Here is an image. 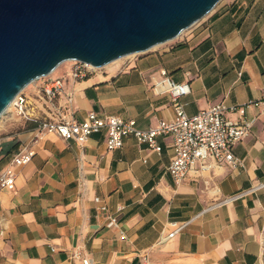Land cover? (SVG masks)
<instances>
[{
	"label": "crops",
	"instance_id": "0c3cea01",
	"mask_svg": "<svg viewBox=\"0 0 264 264\" xmlns=\"http://www.w3.org/2000/svg\"><path fill=\"white\" fill-rule=\"evenodd\" d=\"M214 10L193 41L69 83L73 117L82 121L95 110L135 119L141 129L174 119L172 97L153 89L162 68L190 84L183 98L189 115L218 102L264 100V0ZM247 117L256 122L234 147L236 165L191 172L181 182L169 172L172 136L159 137V153L133 134L110 150L106 131L85 144L46 133L33 160L17 167L16 189L0 188V264H83L76 252L91 264H264V189L227 200L264 180L263 107H249ZM3 138L0 171L30 142L32 128L14 144ZM115 215L119 224L108 226ZM175 221L188 224L160 243Z\"/></svg>",
	"mask_w": 264,
	"mask_h": 264
},
{
	"label": "water",
	"instance_id": "95a60500",
	"mask_svg": "<svg viewBox=\"0 0 264 264\" xmlns=\"http://www.w3.org/2000/svg\"><path fill=\"white\" fill-rule=\"evenodd\" d=\"M222 0H0V117L67 61L102 68L178 38Z\"/></svg>",
	"mask_w": 264,
	"mask_h": 264
},
{
	"label": "built area",
	"instance_id": "2783aa9c",
	"mask_svg": "<svg viewBox=\"0 0 264 264\" xmlns=\"http://www.w3.org/2000/svg\"><path fill=\"white\" fill-rule=\"evenodd\" d=\"M71 62L73 64L67 75L51 76L52 73L42 77L38 79L41 80L40 82L34 81L36 92L33 95H29L24 90L12 102V110H15V113L26 123L34 126L30 142L21 145L10 162L0 171V188L12 191L16 189L17 167L27 165L33 160L36 155V145L46 133H56L64 138L71 137L85 144L93 134L102 131L107 132V144L110 150L121 148L124 145L125 135L133 134L141 144H147L149 148L160 153L162 146L159 144V137L172 136L174 156L169 172L175 181L181 182L191 172L208 171L215 165L225 163L236 165L238 159L235 157L234 147L250 135L256 122L255 118L247 117L248 108L261 106L264 111V100L230 107L224 102H218L196 114L189 115L183 98L191 92L190 84L176 80L167 69L162 68L154 81L153 89L158 95L169 94L172 97L177 113L174 119L162 120L148 129H141L135 119L102 115L92 110L84 120L79 121L73 117L72 105L75 98L74 93L69 91L68 84L78 83L98 73L99 69L80 60ZM230 111L239 112L240 118L229 117ZM3 145L4 138L0 135V149ZM262 189H264V180L257 181L250 188L227 200L244 197ZM95 200L100 210H107L100 197H96ZM123 209L122 205L118 207L119 211ZM118 224L119 217L115 215L111 217L108 226L114 227ZM187 224L179 221L171 223L172 229L161 238L160 243L176 237ZM73 257L81 259L83 264H91V260L80 253H74Z\"/></svg>",
	"mask_w": 264,
	"mask_h": 264
},
{
	"label": "rangeland",
	"instance_id": "374dc122",
	"mask_svg": "<svg viewBox=\"0 0 264 264\" xmlns=\"http://www.w3.org/2000/svg\"><path fill=\"white\" fill-rule=\"evenodd\" d=\"M231 0H222L215 9L218 7L229 3ZM215 11V10H214ZM213 13V12H212ZM210 13L205 18L194 24L189 29L185 30L178 38L171 40L169 42L160 44L156 46L155 48L142 52V53H136L134 56L124 57L122 61H120V69L125 70L126 68L132 67L134 63H138L139 61L146 59L148 57H151L153 55L163 56L166 51L174 49V47H177L179 44L184 42H190L193 41L197 37V33L200 31L202 27L205 26V24L208 22V19ZM191 38V40H190ZM73 62L67 61L60 65V67L56 70V73H53L51 76H55L57 74H65L67 72H70ZM109 73V69L107 67H104L103 69H99L98 73ZM98 73L94 77L98 78ZM43 80V79H42ZM39 82L41 80H38ZM34 84V85H33ZM35 82L31 83L25 90L26 93L29 95H33L36 92ZM2 131L0 132L2 134V137H7L10 139H13L11 141L12 144L19 141V136L21 133L25 132L28 123H26L24 120H22L17 113H15V110L9 111V113H6L2 116Z\"/></svg>",
	"mask_w": 264,
	"mask_h": 264
},
{
	"label": "bare ground",
	"instance_id": "6f19581e",
	"mask_svg": "<svg viewBox=\"0 0 264 264\" xmlns=\"http://www.w3.org/2000/svg\"><path fill=\"white\" fill-rule=\"evenodd\" d=\"M134 55H136V53H135V54H131V55H129V56H134ZM129 56H127V57H129ZM122 59H123V58L117 59L116 61H114V62L108 64V65L105 66V67H107L108 69H111V68H113V67H118V66L120 65V61H122ZM103 68H104V67H102V68H98V69H103ZM12 109H13V103L9 106V108H8L7 111H6V113H7L8 111H11ZM1 122H2V117H0V124H1ZM0 127H1V125H0Z\"/></svg>",
	"mask_w": 264,
	"mask_h": 264
},
{
	"label": "trees",
	"instance_id": "16d2710c",
	"mask_svg": "<svg viewBox=\"0 0 264 264\" xmlns=\"http://www.w3.org/2000/svg\"><path fill=\"white\" fill-rule=\"evenodd\" d=\"M33 126H34V125H32V124L29 123L27 128H32ZM17 145H19V143H17L16 146H17Z\"/></svg>",
	"mask_w": 264,
	"mask_h": 264
}]
</instances>
